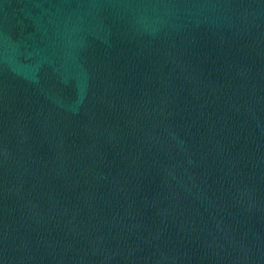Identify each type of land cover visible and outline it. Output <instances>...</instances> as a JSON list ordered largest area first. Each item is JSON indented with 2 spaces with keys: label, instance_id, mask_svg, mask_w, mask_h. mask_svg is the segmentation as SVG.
<instances>
[{
  "label": "water",
  "instance_id": "95a60500",
  "mask_svg": "<svg viewBox=\"0 0 264 264\" xmlns=\"http://www.w3.org/2000/svg\"><path fill=\"white\" fill-rule=\"evenodd\" d=\"M0 264H264V0H0Z\"/></svg>",
  "mask_w": 264,
  "mask_h": 264
}]
</instances>
